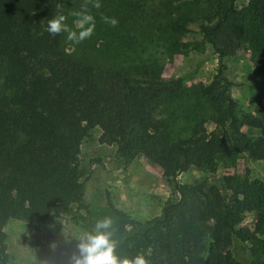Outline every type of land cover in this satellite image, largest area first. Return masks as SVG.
<instances>
[{"label": "trees", "instance_id": "trees-1", "mask_svg": "<svg viewBox=\"0 0 264 264\" xmlns=\"http://www.w3.org/2000/svg\"><path fill=\"white\" fill-rule=\"evenodd\" d=\"M241 1L106 0L116 40L74 57L62 33L47 31L59 0H0V264H19L7 250V220L30 227L68 217L75 206L88 215L80 231L113 219L119 256L264 264V179L229 178L227 195L205 178L178 180L238 154L264 166V104L254 113L240 107L224 62L250 42L251 62L264 71V0ZM179 34L195 35L216 55L210 83L184 86L199 62L165 80L155 53L144 57L148 46L170 54L196 44ZM93 128L125 162L144 155L162 169L169 194L157 215L135 217L109 193L101 206L84 203L79 154ZM77 243L54 250L51 264H70Z\"/></svg>", "mask_w": 264, "mask_h": 264}, {"label": "rangeland", "instance_id": "rangeland-1", "mask_svg": "<svg viewBox=\"0 0 264 264\" xmlns=\"http://www.w3.org/2000/svg\"><path fill=\"white\" fill-rule=\"evenodd\" d=\"M102 7L95 9L90 0H59V12L68 16L67 23L73 26L75 17L71 12L81 10L82 5L94 15L96 28L91 38L80 44L62 38L69 54L74 57L93 55L116 40L113 27L109 28L101 16L110 15L106 0H100ZM109 2H107L108 4ZM242 0L240 4H245ZM113 8V7H112ZM114 39V40H113ZM178 41L193 40L196 44L189 50L173 51L170 54L160 46H148L144 57H158L159 77L171 79L183 76L189 71L198 69L184 82L189 88L198 83L208 84L215 72L217 58L210 47L203 44L195 35L177 36ZM253 44L247 43L237 53L224 59L228 66V76L236 82L232 87L233 98L245 111L255 112L259 104H264V71H258L252 64ZM153 55V56H152ZM155 58V57H154ZM211 129V125H207ZM100 130L93 128L82 140L79 160L84 168V203L87 206H101L105 203V194L109 193L114 204L135 217L149 218L159 213L164 200L169 194L162 169L144 155H138L129 162L120 156L117 146L105 145L98 141ZM250 177L264 179V166L244 154L227 158L219 163L215 171L192 169L181 173L178 180L189 182L205 178L218 187L222 194L230 192L226 180L233 177ZM88 221V215L82 206H75L68 217L50 218L43 223L28 227L24 222L9 219L4 225L7 250L19 264H39V260H49L50 254L59 247L75 240L65 239L64 233H80V225ZM55 242L53 249L50 245Z\"/></svg>", "mask_w": 264, "mask_h": 264}, {"label": "clouds", "instance_id": "clouds-1", "mask_svg": "<svg viewBox=\"0 0 264 264\" xmlns=\"http://www.w3.org/2000/svg\"><path fill=\"white\" fill-rule=\"evenodd\" d=\"M90 2L95 9L102 7L100 0H90ZM69 15L76 18L73 26L68 25V16L58 11L47 21L48 33L52 36L66 33V40L74 45L91 38L96 28V20L87 8V4L82 5L81 10L71 12ZM101 19L112 27L118 24L115 17L102 15ZM113 224L114 221L111 217L104 216L96 220L90 229L81 230L78 235L63 232L66 240L74 238L78 242L77 250L70 257V264H150L143 254L128 257L119 256L116 253L117 240L114 238ZM50 247L55 249L56 243L53 242ZM39 264H51V262L45 259L39 260Z\"/></svg>", "mask_w": 264, "mask_h": 264}]
</instances>
